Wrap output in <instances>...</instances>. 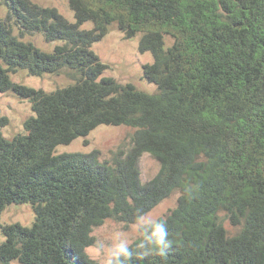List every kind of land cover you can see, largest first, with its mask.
Instances as JSON below:
<instances>
[{"label":"trees","instance_id":"1","mask_svg":"<svg viewBox=\"0 0 264 264\" xmlns=\"http://www.w3.org/2000/svg\"><path fill=\"white\" fill-rule=\"evenodd\" d=\"M68 3L75 22L33 0H0V92L29 100L34 112L23 133L0 132V217L10 204L35 212L32 226L2 227L0 264H94L86 249L95 227L108 218L131 224L137 210L176 192L162 216L167 256L131 264H264V0ZM87 21L92 29L82 28ZM113 26L126 38L141 34L155 94L102 76L107 65L91 46ZM37 33L61 44L42 50L26 40ZM20 70L74 83L46 93L14 82ZM101 124L134 128L132 146L104 160L97 149L55 152ZM144 153L160 164L147 182Z\"/></svg>","mask_w":264,"mask_h":264},{"label":"rangeland","instance_id":"2","mask_svg":"<svg viewBox=\"0 0 264 264\" xmlns=\"http://www.w3.org/2000/svg\"><path fill=\"white\" fill-rule=\"evenodd\" d=\"M42 6L55 7L59 13L70 22H75V15L70 8L68 0H33ZM6 16V9L0 8V18ZM83 29H92L93 23L87 21L82 25ZM141 34L134 38H126L124 33L113 26L109 32L100 40L94 42L92 50L98 55L100 61L107 65L102 76L112 77L121 83L131 82L140 90L150 94H155L157 85L148 82L144 78V65L153 61V55L150 51L140 52L139 40ZM45 51H53L57 42H47L42 34H34L26 37ZM11 79L16 83L24 84L35 89H42L46 93H52L58 88H62L74 83V80L65 73L60 75H30L26 70H20L17 73L10 74ZM34 112L29 100L22 99L14 92H0V132L5 138L23 133L24 122ZM6 119L3 122V119ZM135 129L129 126L106 125L101 124L92 130L85 137H78L70 144H61L56 147V153L65 152H91L99 150L101 160L111 159L119 150L127 151L132 146V135ZM142 182L152 179L159 171V162L150 154L144 153L139 160ZM179 193H174L171 197L158 204L150 212L157 217L165 216L171 209L176 207ZM223 223L229 231L234 234L237 228L232 227L221 213ZM35 221V212L30 203L7 205L0 217V244L5 241L3 226L6 224L20 223L24 226H32ZM130 225L118 221L114 218H108L105 222L93 229L92 235L97 238H107L114 230H124L128 232L129 238L136 240V234L130 231ZM90 258L98 262L92 246L86 249ZM9 264H20L17 260Z\"/></svg>","mask_w":264,"mask_h":264},{"label":"clouds","instance_id":"3","mask_svg":"<svg viewBox=\"0 0 264 264\" xmlns=\"http://www.w3.org/2000/svg\"><path fill=\"white\" fill-rule=\"evenodd\" d=\"M188 193L191 188L186 189ZM130 231L137 239L129 238L128 232L114 230L107 238L94 240L92 248L95 251L98 264H131L133 258L143 259L149 255L166 257L171 248L167 222L151 212L137 210L130 225ZM95 264V260H94Z\"/></svg>","mask_w":264,"mask_h":264}]
</instances>
